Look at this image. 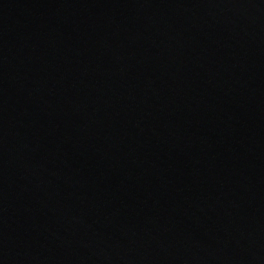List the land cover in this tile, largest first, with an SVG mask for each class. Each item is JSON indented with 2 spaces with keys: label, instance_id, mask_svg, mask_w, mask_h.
Segmentation results:
<instances>
[{
  "label": "water",
  "instance_id": "95a60500",
  "mask_svg": "<svg viewBox=\"0 0 264 264\" xmlns=\"http://www.w3.org/2000/svg\"><path fill=\"white\" fill-rule=\"evenodd\" d=\"M0 264H264V0H0Z\"/></svg>",
  "mask_w": 264,
  "mask_h": 264
}]
</instances>
